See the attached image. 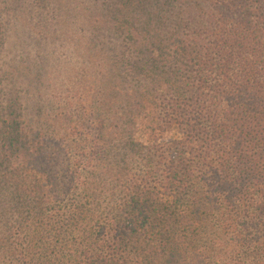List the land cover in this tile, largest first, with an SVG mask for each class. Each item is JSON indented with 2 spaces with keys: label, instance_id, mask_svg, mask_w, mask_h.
Instances as JSON below:
<instances>
[{
  "label": "trees",
  "instance_id": "1",
  "mask_svg": "<svg viewBox=\"0 0 264 264\" xmlns=\"http://www.w3.org/2000/svg\"><path fill=\"white\" fill-rule=\"evenodd\" d=\"M28 1L85 65L40 121L0 66V264H264V0Z\"/></svg>",
  "mask_w": 264,
  "mask_h": 264
},
{
  "label": "rangeland",
  "instance_id": "2",
  "mask_svg": "<svg viewBox=\"0 0 264 264\" xmlns=\"http://www.w3.org/2000/svg\"><path fill=\"white\" fill-rule=\"evenodd\" d=\"M21 2L17 4L16 0H0V12L7 30L6 44L3 48L0 46V66L4 69L3 81L7 99L14 101L17 107L28 110V119L40 121L55 109L54 101L73 104V101L80 97L81 70L85 61L82 58L81 44L78 42L80 32L77 28L63 27L59 30L57 26L51 25L49 15L41 18L39 11L32 7L30 1ZM14 12L18 13V18ZM38 23L44 27L43 35ZM56 28L60 31L59 34H56ZM53 33L55 36H52ZM102 35L110 37V34L103 31ZM55 38L59 41L55 42ZM116 44L118 42L113 41L112 36L107 41L106 47L111 56H118V50H123L115 48ZM123 46L127 48V45ZM85 83L90 87L88 80ZM84 89V95L89 94L93 103L97 98L94 89ZM42 109L44 110L41 112ZM104 110L105 113L112 112L111 106H106ZM115 121L109 120L112 125L117 123ZM116 126L126 128L127 131L126 124L124 126L118 123ZM224 252H230V249L223 248L222 253ZM220 253L218 248L216 255L211 252L212 256ZM203 258L208 263L210 261V264H215L211 255L203 252Z\"/></svg>",
  "mask_w": 264,
  "mask_h": 264
}]
</instances>
